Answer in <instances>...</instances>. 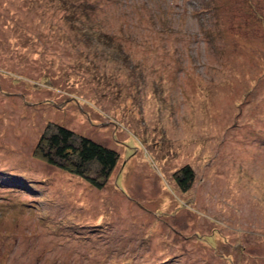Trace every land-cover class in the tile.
Here are the masks:
<instances>
[{"label":"rangeland","instance_id":"obj_1","mask_svg":"<svg viewBox=\"0 0 264 264\" xmlns=\"http://www.w3.org/2000/svg\"><path fill=\"white\" fill-rule=\"evenodd\" d=\"M72 2L0 0V264H264V0ZM53 124L102 189L34 159Z\"/></svg>","mask_w":264,"mask_h":264},{"label":"trees","instance_id":"obj_2","mask_svg":"<svg viewBox=\"0 0 264 264\" xmlns=\"http://www.w3.org/2000/svg\"><path fill=\"white\" fill-rule=\"evenodd\" d=\"M52 1H58L60 7L73 8L72 0ZM86 8L87 6L82 8V11L86 12ZM80 17L89 19L86 14H81ZM32 156L48 166L84 180L96 190L104 187L119 160L117 150L106 147L91 137L78 135L60 124L46 127L33 149ZM179 172L181 178L176 181L181 191H185L192 179V171L184 166Z\"/></svg>","mask_w":264,"mask_h":264}]
</instances>
